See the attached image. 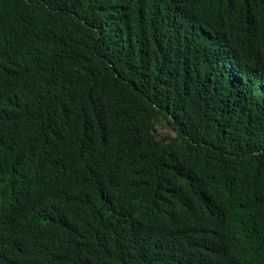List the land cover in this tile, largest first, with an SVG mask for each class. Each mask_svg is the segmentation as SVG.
<instances>
[{"label": "trees", "instance_id": "trees-1", "mask_svg": "<svg viewBox=\"0 0 264 264\" xmlns=\"http://www.w3.org/2000/svg\"><path fill=\"white\" fill-rule=\"evenodd\" d=\"M0 264H264V0H0Z\"/></svg>", "mask_w": 264, "mask_h": 264}]
</instances>
